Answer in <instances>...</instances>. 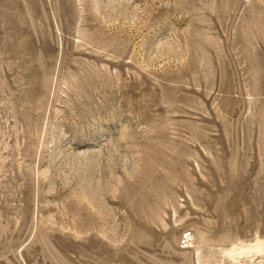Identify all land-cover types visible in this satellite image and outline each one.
Masks as SVG:
<instances>
[{
	"label": "rangeland",
	"instance_id": "374dc122",
	"mask_svg": "<svg viewBox=\"0 0 264 264\" xmlns=\"http://www.w3.org/2000/svg\"><path fill=\"white\" fill-rule=\"evenodd\" d=\"M0 264H264V0H0Z\"/></svg>",
	"mask_w": 264,
	"mask_h": 264
}]
</instances>
